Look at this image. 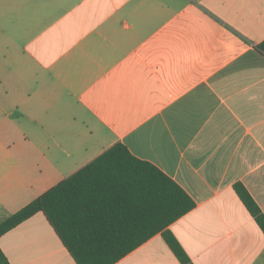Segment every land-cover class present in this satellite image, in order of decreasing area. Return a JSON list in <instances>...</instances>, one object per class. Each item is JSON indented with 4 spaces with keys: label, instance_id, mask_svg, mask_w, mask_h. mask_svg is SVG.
<instances>
[{
    "label": "crops",
    "instance_id": "crops-1",
    "mask_svg": "<svg viewBox=\"0 0 264 264\" xmlns=\"http://www.w3.org/2000/svg\"><path fill=\"white\" fill-rule=\"evenodd\" d=\"M264 0H0V222L117 142L195 207L192 264H264ZM11 264H78L39 212ZM115 264H183L158 233Z\"/></svg>",
    "mask_w": 264,
    "mask_h": 264
},
{
    "label": "trees",
    "instance_id": "trees-1",
    "mask_svg": "<svg viewBox=\"0 0 264 264\" xmlns=\"http://www.w3.org/2000/svg\"><path fill=\"white\" fill-rule=\"evenodd\" d=\"M264 54V41L257 45ZM235 190L264 231V213L242 184ZM171 177L117 142L0 222V236L42 212L78 264H115L163 233L183 264L191 260L170 224L195 207ZM0 264H11L0 247Z\"/></svg>",
    "mask_w": 264,
    "mask_h": 264
}]
</instances>
